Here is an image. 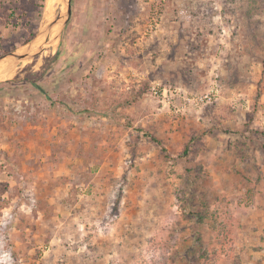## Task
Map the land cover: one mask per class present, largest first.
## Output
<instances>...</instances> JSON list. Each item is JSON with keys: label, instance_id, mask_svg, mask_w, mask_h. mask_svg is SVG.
<instances>
[{"label": "rangeland", "instance_id": "obj_1", "mask_svg": "<svg viewBox=\"0 0 264 264\" xmlns=\"http://www.w3.org/2000/svg\"><path fill=\"white\" fill-rule=\"evenodd\" d=\"M66 10L0 0V56ZM61 26L0 74V264H264V0H72Z\"/></svg>", "mask_w": 264, "mask_h": 264}, {"label": "water", "instance_id": "obj_2", "mask_svg": "<svg viewBox=\"0 0 264 264\" xmlns=\"http://www.w3.org/2000/svg\"><path fill=\"white\" fill-rule=\"evenodd\" d=\"M66 2V5H67V10L65 13H61L59 15V17L49 23L48 27H47V30H48V34H47V37L44 41L43 44H41L36 51L32 52V51H27V52H18V51H12V52H9L7 54H4V55H1L0 56V62L3 61L4 59H6V57L8 56H13L15 57V64H18L20 61L24 60V59H27V58H31V57H34L36 56L38 53L42 52L46 45L49 44L51 41H52V36H53V32H54V28L57 24H62L61 26V30H60V34L62 33V31L65 29L66 25L68 24V21L72 15V0H65ZM59 35H55V38H58ZM13 67H14V63H13ZM9 73V72H8Z\"/></svg>", "mask_w": 264, "mask_h": 264}, {"label": "trees", "instance_id": "obj_3", "mask_svg": "<svg viewBox=\"0 0 264 264\" xmlns=\"http://www.w3.org/2000/svg\"><path fill=\"white\" fill-rule=\"evenodd\" d=\"M59 53H56V55H54V57L52 59H56ZM51 59V60H52ZM32 78H30L31 81L36 82L37 79L42 78L45 75V70L42 72H32L31 73ZM152 139L156 142H158L161 146H162V142L155 136H152ZM162 150L165 152L166 148L162 147ZM196 241L200 242L201 238L200 237H196Z\"/></svg>", "mask_w": 264, "mask_h": 264}, {"label": "bare ground", "instance_id": "obj_4", "mask_svg": "<svg viewBox=\"0 0 264 264\" xmlns=\"http://www.w3.org/2000/svg\"><path fill=\"white\" fill-rule=\"evenodd\" d=\"M52 1V0H51ZM50 8V7H49ZM51 9V8H50ZM49 9V10H50ZM48 13V12H47ZM50 17V16H49ZM56 29V28H55ZM47 30V29H46ZM54 35V34H53ZM38 42V41H37ZM40 44V42H39ZM33 46V45H32ZM36 48V47H35ZM11 58V57H9ZM13 69V63L9 62V60L4 59L0 62V74H6ZM17 71V70H16ZM11 73V72H10ZM9 75V74H8ZM12 75V73H11Z\"/></svg>", "mask_w": 264, "mask_h": 264}, {"label": "built area", "instance_id": "obj_5", "mask_svg": "<svg viewBox=\"0 0 264 264\" xmlns=\"http://www.w3.org/2000/svg\"><path fill=\"white\" fill-rule=\"evenodd\" d=\"M163 95H167L166 91L163 92Z\"/></svg>", "mask_w": 264, "mask_h": 264}]
</instances>
